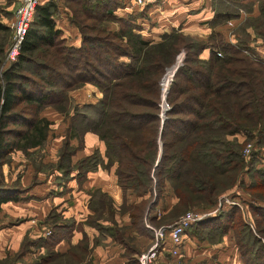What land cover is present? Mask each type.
Wrapping results in <instances>:
<instances>
[{
  "label": "trees",
  "instance_id": "16d2710c",
  "mask_svg": "<svg viewBox=\"0 0 264 264\" xmlns=\"http://www.w3.org/2000/svg\"><path fill=\"white\" fill-rule=\"evenodd\" d=\"M65 1L71 12L69 21L80 33L79 45L68 44L55 26L56 0H41L35 5L19 51L6 66L2 65L7 42L0 38V165L13 149L42 145L49 121L38 112L50 104L68 115L57 167L67 172L78 169L82 175L99 165L114 164L121 187L147 194L150 201L147 209V200L129 205L138 226L139 221L155 220L157 213L151 209L166 185L177 198L174 210L213 206L217 196L250 166L244 163L242 153L245 138L239 140L238 135L254 138L257 146H264V58L246 43L249 39L264 41V0H256L258 13L249 15L246 23L254 36L242 29L243 38L235 43L226 41L223 31L214 28L202 38L172 30L151 41L135 29L131 15L113 13L121 0ZM240 1L212 0V24H220V17H236ZM109 20L120 25L112 29ZM8 29L0 19V31ZM206 48L209 54L203 56ZM171 65H175L174 70ZM85 82L95 85L101 96L94 102L72 104L69 113L60 102L67 99L70 89ZM164 97L169 108L161 119L160 100L165 102ZM88 130L103 140L106 162L95 149L71 164L76 146L69 138L80 139ZM257 171H263L258 175L264 180V170L257 167ZM64 174L63 178L69 176ZM22 192L16 187L8 193L0 189V207L3 201L21 197ZM94 195L102 203L110 200L98 189ZM134 207L139 212L132 210ZM261 211L264 205L257 206L256 212ZM53 212L49 217H59ZM262 212L261 220L255 219L257 228L254 230L252 224L246 229L251 236V254L237 239L242 264H264ZM226 214H212L193 227L211 233ZM55 224L51 237L46 238L49 243L58 233ZM221 225L223 233L230 228L227 223Z\"/></svg>",
  "mask_w": 264,
  "mask_h": 264
},
{
  "label": "crops",
  "instance_id": "0c3cea01",
  "mask_svg": "<svg viewBox=\"0 0 264 264\" xmlns=\"http://www.w3.org/2000/svg\"><path fill=\"white\" fill-rule=\"evenodd\" d=\"M15 1L17 0H9L8 5L13 6ZM0 3L6 4L8 0H0ZM214 12L212 0H145L141 6L133 0H121L119 6L113 10L117 16L131 15L137 25L135 29L151 41L159 40L164 32L173 29L201 37H206L213 28L222 30L224 33L220 26L213 25L211 22ZM257 13L258 4L256 0H253L251 15ZM62 18L56 20L55 26L62 30L66 39H70L69 44H78L80 40L78 28L67 20L65 14ZM208 54L209 49H204L202 55ZM87 84L73 89V92L69 94L79 95L81 89V92L88 90L90 93L95 92L97 97L86 101H96L101 96V91L91 83L86 88ZM65 136L66 129L60 141H57L58 144H55L56 151L59 150ZM74 140H78L79 143V138L75 136L69 138L70 144L76 146L71 155V164L95 149L99 150L106 162L105 144L95 132L85 131L80 139V145ZM114 169V164L108 167L99 165L82 175L79 174L78 169L68 172L61 170L69 176L56 178L58 181L43 177L39 182L30 184L20 199L3 201L0 212L7 214L8 217L0 221V258L13 256L19 251L21 239L26 235L28 236L27 248L23 255L26 264H48L50 254L60 257L59 264L133 263L132 259H135L136 251L149 243L151 232L144 222L139 221L140 226L133 222L129 205L147 200L145 206L148 208L150 201L147 199V194L138 195L131 188L123 189L117 182ZM61 171L56 169L54 173L49 172V175L57 176L61 174ZM42 173L38 171V177H42ZM96 189L105 193L110 200H104L102 203L97 196H93ZM176 200L170 186L166 185L160 200L151 209V212H159L154 219L160 217L161 202H164L163 212L167 213ZM51 209L61 218L56 220L55 224L58 230L56 239L49 245L43 232L45 225L49 224L47 219ZM16 215H24L28 219L11 226L7 225V220ZM100 225L101 228H99ZM219 243L209 245L218 246ZM167 246L169 247L165 248L169 249L170 244ZM164 253L168 251L162 254ZM221 258L225 257L220 255L216 259ZM20 262L15 261L10 264H21Z\"/></svg>",
  "mask_w": 264,
  "mask_h": 264
},
{
  "label": "rangeland",
  "instance_id": "374dc122",
  "mask_svg": "<svg viewBox=\"0 0 264 264\" xmlns=\"http://www.w3.org/2000/svg\"><path fill=\"white\" fill-rule=\"evenodd\" d=\"M56 1L58 6V14L56 15V20L63 19L62 16L65 14L67 20L69 21V16L71 15V12L70 9L67 7L66 4L67 1L65 0H56ZM15 3L16 1L14 2V4ZM8 4H10L9 0L8 3L6 4L0 3V19L5 23H7V25L9 26L8 30L0 31V38L6 39L7 42L6 49L12 41V29L10 27V21L12 20L13 9L15 7L14 4L13 6L12 5L9 6ZM238 4L240 5L237 6V9L239 8V14L237 15L236 18L231 17L233 18V22H231L232 20L231 18L229 19H226L224 17L217 18V20L221 22L220 24L217 25L224 30L225 34L224 33L223 34L225 36L226 41H230L233 43H235L239 37L243 38V34L241 33L242 29L249 31L251 34V38L252 36H254L251 27L246 25L248 18H250L249 15H251V7H250L251 0H241L240 3ZM234 9L237 10L236 8ZM32 18L33 15L31 19ZM119 25L120 24L114 20H109L108 22V27L112 29H117ZM173 30L181 31L184 35L188 37H192L196 39L202 38L200 35L197 34L185 33L184 31L178 29H173ZM64 38L65 41L69 44L70 39L68 40L66 39V37ZM246 43L250 47L255 49L256 52L264 58V41L260 39H256V40L249 39L248 41H246ZM79 44H80V40L78 44H71V45L77 46ZM10 61H12V59L7 53H5L2 66L8 65ZM26 65L31 67L30 64H26ZM173 66L175 65H171L170 67ZM163 78L160 81V90H161V83ZM85 83L86 84L88 83L86 85V88H88L90 82H85ZM80 87L81 85L70 89L68 91L67 99H64L60 102V105L65 107V109H67L69 113H72L73 111V108H71L72 104H76V105L82 104L83 102H87L86 101L87 99H95L97 97L95 92L90 93L88 90L86 92H81L82 89L80 90L79 95L73 96L69 94V92L70 93L73 92V89L75 90ZM160 103H161L160 114L162 115V111L165 110V107L164 108L162 107L163 105L166 106V102H161L160 100ZM38 116H42L48 119L49 121L46 139L42 143V145L38 147H27L25 149L16 148L6 155L3 163L0 165V189L3 190L4 192L8 193L10 192L11 189L16 187L21 192L23 191L20 194L22 195L30 184L32 185L35 182H39L40 180H42L41 178L43 177L51 178L53 181H58L57 179H60L61 176L65 175L61 171L62 169L57 167L59 161V151H56L55 144H58L57 141H60L61 136L64 135V131L68 125V115L66 116L64 111H59V109L56 108L55 106L47 104L44 105L39 110ZM10 126L15 127L16 125L10 124ZM244 138H245V143L243 144L242 147V153L244 155V163L250 165L247 170V173L245 174V172H243L245 170H243L239 175L241 176V178H239L229 188L222 191L217 196L216 202L213 206L207 208L190 206L188 208L181 210H174L172 207H170L168 212L165 213L163 212L164 202L163 203L161 202V214L159 219H156L154 221L151 220H145V221L150 223L153 227L158 228L161 225L171 224L180 215H182L183 213H185L187 210L190 209L199 211L200 213L207 212V215L204 216L203 218H200L199 220H204L205 218L209 217L212 214L224 215L226 212H228V214L223 216L220 222L218 220L219 226L208 234H205L203 230H198V226L193 227V225L198 220L193 221L191 223L192 228L188 229V227H186L185 232L182 236V240L177 245H175L176 249H178L176 253L170 251V249L173 250L171 246L174 245H172L170 238L168 237V235L166 236V232H165L166 240L163 241V244L165 247H169L167 245L170 244V248L169 249L163 248L161 252H159L156 255V258L154 259V263L152 264H242L243 254L239 247V244L237 243V239H239L242 243H244V249H248L249 251L248 253H250L251 236L246 229L248 226L251 227L252 224L254 230L257 228L256 220L257 219L261 220V216L259 215V213H261L262 211L256 212V209L257 206L264 205V180H262L259 177V175L263 171L259 173L257 171V167L261 168V170H264V146H257V144L254 141V138L251 137L247 138L241 134L238 135L239 140H243ZM64 139L65 138H63V140ZM80 139H79V143L78 140L77 141L74 140V141L80 145ZM247 145H249L248 146L249 149L245 150V147H247ZM250 154L252 155L250 156ZM251 164L254 166V168H250ZM245 167H243V169ZM56 169L61 171L60 175L57 176H55V174L49 175L50 174L49 172L54 173V170ZM38 171H41V173L43 172L42 177H38ZM260 180H262L261 184H254V185L252 184L253 182L258 183V181ZM250 182H251V187H250ZM20 198L21 197H18L17 199ZM144 209H147V206H145ZM231 209L234 210L235 212V213L233 212L234 215L231 214ZM235 209H237L238 211H236ZM51 210L54 211L53 209ZM132 210H134L135 212H139V210L136 207L132 208ZM263 213L264 212H262V214ZM7 217H8L7 214H1L0 212V221L7 219ZM60 218L61 217H57V216L56 217L48 216L47 220H49V224L45 225L43 232V235H45L46 238L51 237L50 235L54 231V228L51 226V223H54L56 220H60ZM25 219H28V217L24 215H16L10 217L7 220L8 223L7 221L6 223L7 225L11 226L13 224H17L18 222H23ZM221 223H227L228 225H230V228H228L225 231V233H223V231H219L221 230L220 228L223 227ZM261 224L264 225V222H262ZM149 229L151 232L149 243L146 245V247L142 249H138V251H136L134 255L135 261H133V263L131 264H137L136 261H138L137 258L139 253L145 250L152 243L154 239V232L153 229L151 228ZM27 237L28 236L26 235L22 237L21 247L19 251H17L13 256H5L3 258H0V264H10L15 261H21L20 262L21 264H26L27 262L24 259L23 255H24V250L27 248L26 245ZM215 242H220V243L218 244V246H210L211 243H215ZM48 244L50 245V243ZM203 245L205 246L209 245V246L205 247ZM164 251H168L169 253L162 254ZM220 255L224 256L225 258H221L220 260H217L216 258L218 256L220 257ZM59 259L60 257L52 255V257L49 259L48 264H59Z\"/></svg>",
  "mask_w": 264,
  "mask_h": 264
},
{
  "label": "built area",
  "instance_id": "2783aa9c",
  "mask_svg": "<svg viewBox=\"0 0 264 264\" xmlns=\"http://www.w3.org/2000/svg\"><path fill=\"white\" fill-rule=\"evenodd\" d=\"M41 0H17L15 7L13 9V17L10 21V27L12 29V41L6 49V53L13 60L17 55L20 47V42L24 37V34L29 26V21L31 19L33 10L35 5ZM138 6H141L145 3V0H133ZM174 70V69H173ZM172 70V74H173ZM172 74L170 80H172ZM169 85V82H168ZM168 89V86L167 88ZM167 92V90L165 91ZM166 94V93H165ZM166 100V99H165ZM166 102L165 110L169 108V105ZM161 104V103H160ZM161 106V105H160ZM162 119V116H161ZM249 145L245 147V150H248ZM159 213V212H158ZM157 213V214H158ZM207 215V212L200 213L199 211L190 209L185 213L180 215L174 222L168 225H161L158 228L153 227L150 223L145 221V225L154 232V239L152 243L143 251H141L138 255V263L139 264H152L154 263V259L156 255L161 252L163 248H165L163 241L166 240V236L170 238L172 243L171 246L173 250L170 249L171 252L176 253L178 249L176 246L181 240L182 236L185 232V228L191 225L193 221L199 220Z\"/></svg>",
  "mask_w": 264,
  "mask_h": 264
},
{
  "label": "water",
  "instance_id": "95a60500",
  "mask_svg": "<svg viewBox=\"0 0 264 264\" xmlns=\"http://www.w3.org/2000/svg\"><path fill=\"white\" fill-rule=\"evenodd\" d=\"M173 69H174V66H173ZM167 90V89H166ZM166 93V92H165ZM164 99H165V97H164ZM166 101V100H165ZM161 115V114H160ZM165 117V110H163L162 111V119ZM161 122H162V120H161ZM159 155H160V153H159ZM158 158H159V156H158ZM158 158H157V160H158Z\"/></svg>",
  "mask_w": 264,
  "mask_h": 264
},
{
  "label": "bare ground",
  "instance_id": "6f19581e",
  "mask_svg": "<svg viewBox=\"0 0 264 264\" xmlns=\"http://www.w3.org/2000/svg\"><path fill=\"white\" fill-rule=\"evenodd\" d=\"M162 116V115H161Z\"/></svg>",
  "mask_w": 264,
  "mask_h": 264
}]
</instances>
